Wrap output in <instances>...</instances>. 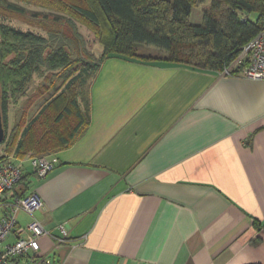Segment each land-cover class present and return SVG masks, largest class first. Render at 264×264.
Wrapping results in <instances>:
<instances>
[{"label":"crops","instance_id":"0c3cea01","mask_svg":"<svg viewBox=\"0 0 264 264\" xmlns=\"http://www.w3.org/2000/svg\"><path fill=\"white\" fill-rule=\"evenodd\" d=\"M84 101L83 133L41 156L57 158L44 178L31 153L6 161L25 178L6 203L35 192L45 205L33 215L49 233L35 259L264 264V81L108 58Z\"/></svg>","mask_w":264,"mask_h":264},{"label":"trees","instance_id":"16d2710c","mask_svg":"<svg viewBox=\"0 0 264 264\" xmlns=\"http://www.w3.org/2000/svg\"><path fill=\"white\" fill-rule=\"evenodd\" d=\"M204 1L47 0L49 6L62 11L71 10L86 22L98 39L101 53L97 59L93 58L95 64H83L74 77L70 74L62 77L66 90L57 93L59 90L56 87L50 95L42 109L45 117L39 119L43 128L40 129L37 124L38 117L33 118L17 141L12 138L8 142L6 150L9 155L16 158H23L28 153L44 156L70 146L83 133L87 124V109L81 113L77 90L84 89L89 77L97 73L105 59L164 62L198 70L221 71L264 26V0H212L211 7L202 10L201 22L190 23L194 7ZM247 15H252L253 20L248 19ZM243 16L247 20L242 21ZM6 33V43L4 41L2 47L0 45V58L12 53L16 57L11 61L12 69L7 74L2 75L0 71V109L4 128L0 144L6 140V82L13 80L14 86L20 85L29 76L31 66H38L40 62H44L51 70L59 67L67 69L70 65L63 48L49 52L47 58L41 61L42 37L15 30ZM140 46L153 47L166 55L162 58L139 54L137 50ZM198 49L206 53L201 56ZM20 50H27V55L21 54ZM6 161L7 157L0 158V163ZM24 182L22 176L14 191L23 187ZM255 227L260 228L262 225L255 222Z\"/></svg>","mask_w":264,"mask_h":264},{"label":"rangeland","instance_id":"374dc122","mask_svg":"<svg viewBox=\"0 0 264 264\" xmlns=\"http://www.w3.org/2000/svg\"><path fill=\"white\" fill-rule=\"evenodd\" d=\"M211 3L212 0H205L204 3L195 6L190 16V23L199 24L202 18V10L209 9ZM11 5L18 10L11 9ZM63 10L49 6L47 0H0V45H3L4 41L6 43L8 30L31 32L44 40L41 61L47 58L49 52L57 51L59 48H63L70 60L67 69L59 67L51 70L44 62H40L38 66L34 64L30 68L29 76L21 81L20 85L14 86L13 80L6 82V140L0 144V158H11L12 155H9L8 150H6L8 142L12 138L17 141L24 127L29 125L33 118L38 117L37 124L40 129L43 128L39 119L45 117V112L42 113V109L50 95L53 94L56 87L59 90L57 93L66 90L62 77H66L68 74L74 77L83 64H95L94 59H97L101 53V47L97 37L93 35L92 28L71 10ZM246 17L252 20L254 18L252 15ZM75 34L78 36L76 35V37ZM198 50L201 56L206 53ZM137 52L152 57L166 55L165 52L153 47L140 46ZM20 53H24L26 56L27 50H20ZM15 57V54L12 53L5 58H0L2 75L7 74L12 69L11 61ZM94 76L89 77L83 87L84 89L77 90V95L80 94L77 96L78 103L80 104L83 99L82 107L79 108L83 113L86 110L85 92L90 87Z\"/></svg>","mask_w":264,"mask_h":264},{"label":"built area","instance_id":"2783aa9c","mask_svg":"<svg viewBox=\"0 0 264 264\" xmlns=\"http://www.w3.org/2000/svg\"><path fill=\"white\" fill-rule=\"evenodd\" d=\"M245 20L247 18L243 16L242 21ZM219 75L264 81V26L242 47L236 57L219 71ZM25 158L37 178H44L57 164L55 156L28 155ZM22 176V170L15 163L11 161L0 163V206L4 210V214L0 217V264H18L28 255L29 264H50L47 258L38 260L34 257L39 251L38 239L49 235L33 216L36 211L44 209L42 199L35 192H31L23 197H14L13 202L6 203L8 195L14 192ZM20 213L31 217L24 226L18 224ZM59 229L62 234V239L59 241L62 242L68 237V230L64 225H60ZM11 234L15 235V241L5 243Z\"/></svg>","mask_w":264,"mask_h":264},{"label":"water","instance_id":"95a60500","mask_svg":"<svg viewBox=\"0 0 264 264\" xmlns=\"http://www.w3.org/2000/svg\"><path fill=\"white\" fill-rule=\"evenodd\" d=\"M0 103H1V89H0ZM3 137H4V128L2 124L1 109H0V142L2 141Z\"/></svg>","mask_w":264,"mask_h":264}]
</instances>
